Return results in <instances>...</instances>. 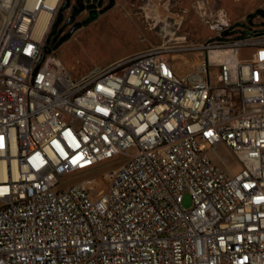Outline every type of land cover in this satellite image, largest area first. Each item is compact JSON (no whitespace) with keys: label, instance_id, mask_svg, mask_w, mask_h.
Listing matches in <instances>:
<instances>
[{"label":"built area","instance_id":"2783aa9c","mask_svg":"<svg viewBox=\"0 0 264 264\" xmlns=\"http://www.w3.org/2000/svg\"><path fill=\"white\" fill-rule=\"evenodd\" d=\"M65 2L0 0V264H264V17L76 79L44 53Z\"/></svg>","mask_w":264,"mask_h":264},{"label":"rangeland","instance_id":"374dc122","mask_svg":"<svg viewBox=\"0 0 264 264\" xmlns=\"http://www.w3.org/2000/svg\"><path fill=\"white\" fill-rule=\"evenodd\" d=\"M114 1L109 12L88 26L74 32L64 23L61 29L58 27L54 37L51 33L53 26L58 23L57 15L44 53L57 56L65 68L78 79L94 67H106L148 49H171L180 45L199 44L216 38L219 33L222 37L240 38L262 21V16L250 18V15L264 9V0ZM158 7L159 13L156 12ZM60 12L63 11L60 9ZM81 17H86V13ZM222 23H228L229 26H222ZM61 32L64 34L61 35ZM66 35L70 37L62 41ZM241 54L246 56L248 52L244 50ZM170 56L175 58L179 71L183 72L194 65L200 54L195 52L179 55L171 51ZM218 153L227 158V163L234 172L242 169L241 160L228 148L220 146ZM210 156L222 166V160L215 152H210ZM126 161L125 155H118L111 160L68 174L61 179L60 188L66 189L75 183H85ZM183 205L187 209L192 207L193 201L189 194L184 196Z\"/></svg>","mask_w":264,"mask_h":264},{"label":"flooded vegetation","instance_id":"af4514ba","mask_svg":"<svg viewBox=\"0 0 264 264\" xmlns=\"http://www.w3.org/2000/svg\"><path fill=\"white\" fill-rule=\"evenodd\" d=\"M66 1V0H65ZM108 1V2H106ZM69 7L63 10V19L59 22L58 27L61 29L63 24L71 27L72 31H77L83 27L88 26L91 22L98 20L113 8L114 0H68ZM75 11V14L73 12ZM86 13V17H81ZM60 14V10L57 15ZM95 16V19H91ZM72 20L70 24L67 21ZM55 23V21H54ZM53 23V25H54ZM57 27V31L58 28ZM56 31V33H57ZM56 33L53 35L56 36ZM63 35L64 32H61ZM62 40V39H61Z\"/></svg>","mask_w":264,"mask_h":264},{"label":"water","instance_id":"95a60500","mask_svg":"<svg viewBox=\"0 0 264 264\" xmlns=\"http://www.w3.org/2000/svg\"><path fill=\"white\" fill-rule=\"evenodd\" d=\"M68 7H69V2H68V0H67V1L63 4V6H62V8H61V11L65 10V9L68 8ZM73 14H75V11L73 12ZM258 15L264 17V9H259L255 14L250 15V18H253L254 16H258ZM62 19H63V14H62V12H60L59 17H58V23L55 24V25L53 26V30H52V33H51L52 35H54V34L56 33V31H57V27H58V24H59V22L62 21ZM91 19H95V16H92ZM71 22H72L71 19H70L69 21H67L68 24H70ZM69 37H70V35H66V36L62 39V41L68 39ZM45 52H46V51H45ZM45 54H46V53H45Z\"/></svg>","mask_w":264,"mask_h":264},{"label":"bare ground","instance_id":"6f19581e","mask_svg":"<svg viewBox=\"0 0 264 264\" xmlns=\"http://www.w3.org/2000/svg\"><path fill=\"white\" fill-rule=\"evenodd\" d=\"M156 12H158L159 13V7L158 8H156ZM160 17V16H159ZM212 30H214V28L212 27ZM55 59H57L58 61H59V58L58 57H55ZM61 62V61H60Z\"/></svg>","mask_w":264,"mask_h":264}]
</instances>
